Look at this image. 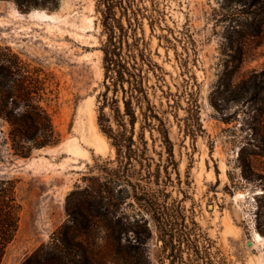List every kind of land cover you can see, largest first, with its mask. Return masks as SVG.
<instances>
[{
  "label": "rangeland",
  "instance_id": "374dc122",
  "mask_svg": "<svg viewBox=\"0 0 264 264\" xmlns=\"http://www.w3.org/2000/svg\"><path fill=\"white\" fill-rule=\"evenodd\" d=\"M95 2L0 0V65H16L22 77L41 79L61 135L58 144L17 157L9 125L0 118V179L9 180L19 204L17 229L0 264H22L47 244L67 219V203L87 215L76 234L96 264H264V153H252L251 145L238 151L253 141L248 118L258 115L262 103L218 101V112L210 100L227 61L231 66L224 20L238 14L221 8V0H140L146 9L144 39L159 66L148 73V95L165 121L172 156L157 127L142 130L139 118L136 155L118 171L108 212L100 206L103 216L92 215L94 208L85 211L87 186L108 195L106 171L118 165L115 146L97 124L104 70ZM33 9L53 13L55 20L31 19ZM252 70H264V24L259 35L246 40L232 80ZM105 112L113 116L109 106ZM127 180L141 186L133 188ZM142 191L148 202L137 199ZM152 200L167 203L169 211L180 205L184 228L175 225L182 240L181 254L172 250L175 257L168 255L147 208Z\"/></svg>",
  "mask_w": 264,
  "mask_h": 264
},
{
  "label": "trees",
  "instance_id": "16d2710c",
  "mask_svg": "<svg viewBox=\"0 0 264 264\" xmlns=\"http://www.w3.org/2000/svg\"><path fill=\"white\" fill-rule=\"evenodd\" d=\"M95 1L96 23L100 25L99 49L102 52L104 70L103 88L98 94L97 124L100 131L115 146L118 165L113 169L107 168L108 183L104 185L107 187L108 195H104L105 190L87 186L85 211L89 212L94 208L97 214L92 215L103 216L115 198V185H118L121 178L117 176L118 171L132 165L131 160L136 155V150L132 146L134 126L139 118L142 121V130L146 127H157L160 137L168 146L169 156H172V150L169 148L170 140L165 121L155 110L148 95L151 87L148 84V73L149 71L154 73L159 66L152 60L148 43L144 39L142 20L145 18V7L140 4V0ZM220 6L223 9L233 8L238 14L237 18L224 20L227 30L225 34L227 55L230 57L231 66L228 67L227 61L223 77L214 85L210 100L220 112L221 104L218 101L229 100L236 105L241 101L242 105L247 106L253 102L252 99H259L262 105L256 108L259 111L258 115L251 114L248 118L251 121L249 127L251 135H254L253 141H245L238 151L242 153L247 149V145H251L252 153H264V135L259 129L260 124L264 127V70H252L246 77L236 82L232 80L235 69L242 62L246 40L262 32L264 0H221ZM14 66L11 70L10 66L0 65V118L9 125L8 139L12 154L26 158L33 149L58 144L61 135L52 123L48 103L44 98L45 92L39 87L43 84L41 79L32 76L22 77ZM217 95L221 97L218 98ZM107 106L113 112L112 117L105 112ZM233 112L237 114L238 110ZM221 119L227 123L231 121L225 116H221ZM126 183L133 188L141 186L138 182L132 183L129 180ZM74 194L73 191L70 196ZM145 196L147 194L142 191L136 197L148 202ZM151 202L147 208L151 211L157 229L162 233L163 245L165 248L169 246L171 252L168 255L175 257L172 250L177 248L180 253L182 244L175 225L178 223L184 228L180 205L169 211L167 203H156V200ZM99 206L103 207L104 211H100ZM18 211L19 204L9 180L0 179V263L4 250L17 229ZM66 214V221L52 233L50 241L38 247L22 264H50L52 261H55V264L98 263L88 252L86 245L77 239L76 227L83 222L87 224V215L68 203ZM143 224L148 230L145 221ZM180 263L182 264V260Z\"/></svg>",
  "mask_w": 264,
  "mask_h": 264
},
{
  "label": "bare ground",
  "instance_id": "6f19581e",
  "mask_svg": "<svg viewBox=\"0 0 264 264\" xmlns=\"http://www.w3.org/2000/svg\"><path fill=\"white\" fill-rule=\"evenodd\" d=\"M28 16L36 21H53L55 20V15L53 13H46L42 9H33L29 11ZM256 239H259L260 236L256 233Z\"/></svg>",
  "mask_w": 264,
  "mask_h": 264
}]
</instances>
